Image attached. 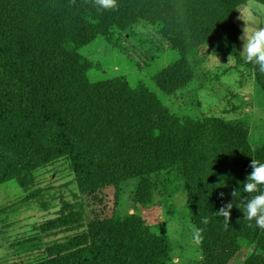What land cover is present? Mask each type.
I'll return each instance as SVG.
<instances>
[{
	"label": "trees",
	"instance_id": "16d2710c",
	"mask_svg": "<svg viewBox=\"0 0 264 264\" xmlns=\"http://www.w3.org/2000/svg\"><path fill=\"white\" fill-rule=\"evenodd\" d=\"M248 1L264 5L117 0L118 8L98 10L92 0H0V184L13 181L29 191L35 170L63 160L81 196L78 211H61L41 226L74 233L44 249L36 239L17 242L19 251H39L21 264H171L168 239L140 216L107 214L108 195L115 207L119 186L133 180V201L141 208L150 207L161 187L183 188L201 234L202 259L191 264H228L246 233L252 235L248 264H264V229L240 207L250 195L243 183L252 159L264 162V143L252 150L246 118L209 129L173 115L155 92L174 96L198 81L213 54L249 69L264 99V73L239 55L233 23ZM84 22L103 37L144 22L178 59L151 78L154 90L129 87L122 77L88 83L84 74L93 66L78 54L87 39ZM228 203L226 224L215 213Z\"/></svg>",
	"mask_w": 264,
	"mask_h": 264
},
{
	"label": "rangeland",
	"instance_id": "374dc122",
	"mask_svg": "<svg viewBox=\"0 0 264 264\" xmlns=\"http://www.w3.org/2000/svg\"><path fill=\"white\" fill-rule=\"evenodd\" d=\"M241 17L264 25V5L248 1L233 20L239 30L240 56L243 50L240 37L246 26ZM87 24L84 22L86 43L78 54L93 66L84 74L88 83L122 77L129 87L144 85L154 90L151 78L178 59L177 53L162 43L155 28L144 22L125 31L113 29L107 37L87 28ZM228 58L208 54L198 81L174 96L155 92L173 115L186 116L209 129L222 120L246 118L249 121L248 140L255 151L264 143V99L256 89L252 72L236 65L232 56L230 61ZM33 178L29 191L21 190L13 181L0 184V264H21L38 255L39 251H19L17 242L21 240L36 239L44 249L63 242L74 233L41 230L42 225L59 216L61 211L79 210L81 196L67 163L63 160L49 163L35 170ZM135 187L134 180L121 184L115 207L110 193L107 214L140 216L155 234L168 239L171 264L200 261L202 253L194 238L196 231L188 213L186 195L179 183L159 188L148 208L134 204ZM251 238L252 235L247 233L238 237L240 250L228 264L249 263L252 258Z\"/></svg>",
	"mask_w": 264,
	"mask_h": 264
},
{
	"label": "clouds",
	"instance_id": "9594fccd",
	"mask_svg": "<svg viewBox=\"0 0 264 264\" xmlns=\"http://www.w3.org/2000/svg\"><path fill=\"white\" fill-rule=\"evenodd\" d=\"M72 2L75 3V0ZM92 3L98 10L118 8L117 0H92ZM244 22L246 26L243 28V34L240 37L243 41L241 55L246 63L255 65L260 73H264V25H258L254 21L244 20ZM228 59L230 61L231 56ZM250 167L252 171L246 177V182L243 183V192L250 195L240 202V207L243 209L242 212L246 220L254 221L256 227L264 229V190H262V186H264V162L252 159ZM237 193V191H233L232 196L236 198ZM232 207L233 204L228 203L215 214L223 217L225 223L229 224ZM203 222L207 223L208 221L205 219ZM194 238L197 243L200 242V230L196 231Z\"/></svg>",
	"mask_w": 264,
	"mask_h": 264
}]
</instances>
